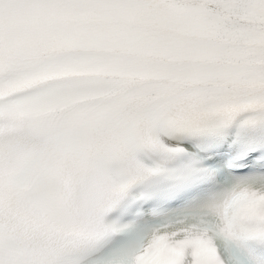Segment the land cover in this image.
I'll return each mask as SVG.
<instances>
[{
	"label": "snow or ice",
	"instance_id": "obj_1",
	"mask_svg": "<svg viewBox=\"0 0 264 264\" xmlns=\"http://www.w3.org/2000/svg\"><path fill=\"white\" fill-rule=\"evenodd\" d=\"M0 264H264V0H0Z\"/></svg>",
	"mask_w": 264,
	"mask_h": 264
}]
</instances>
